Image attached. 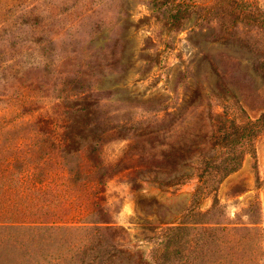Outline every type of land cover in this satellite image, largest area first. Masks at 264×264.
Listing matches in <instances>:
<instances>
[{
    "label": "rangeland",
    "instance_id": "rangeland-1",
    "mask_svg": "<svg viewBox=\"0 0 264 264\" xmlns=\"http://www.w3.org/2000/svg\"><path fill=\"white\" fill-rule=\"evenodd\" d=\"M253 1L264 11V0ZM208 12L184 10L169 28L170 12L149 0H0V152L52 154L72 110L90 101L98 153L105 170L113 164L107 215L131 248L150 253L163 222L196 218L192 206L210 210L214 193L194 195L204 159L224 134L264 114L256 68L264 28L239 23L230 31L227 3L204 20ZM40 117L49 121L45 132L32 126ZM184 173L190 178L168 183ZM217 193L222 211L201 221L252 214L264 227V130ZM138 194L160 204L138 208Z\"/></svg>",
    "mask_w": 264,
    "mask_h": 264
},
{
    "label": "trees",
    "instance_id": "trees-1",
    "mask_svg": "<svg viewBox=\"0 0 264 264\" xmlns=\"http://www.w3.org/2000/svg\"><path fill=\"white\" fill-rule=\"evenodd\" d=\"M149 1L156 9L170 12L165 20L169 28L179 24L184 10H208L203 19L209 20L210 10L223 3L234 10L230 31L239 23L264 28V11L253 0ZM248 45L259 53V46ZM256 68L264 78V60ZM72 111L52 154L0 152V264H264L260 218L250 214L247 221L200 220L209 212L222 211L219 183L241 167L246 152L254 151V138L264 130V114L239 124L235 133L224 134L219 150L204 159L207 168L198 174L194 195L214 193L210 210L192 206L196 218L163 222L146 253L131 248L126 229L107 215L105 183L113 164L105 170V160L98 153L92 104L84 99ZM47 122L40 117L32 126L39 131ZM171 177L168 183L174 185L190 175ZM144 200L160 204L154 197L138 194V208ZM253 206L254 202L247 208Z\"/></svg>",
    "mask_w": 264,
    "mask_h": 264
}]
</instances>
